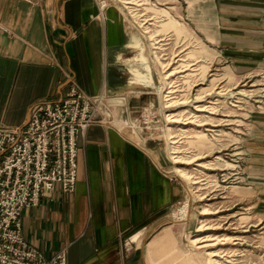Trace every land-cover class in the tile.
Segmentation results:
<instances>
[{"label":"crops","instance_id":"1","mask_svg":"<svg viewBox=\"0 0 264 264\" xmlns=\"http://www.w3.org/2000/svg\"><path fill=\"white\" fill-rule=\"evenodd\" d=\"M138 39L116 5L101 17L94 0H0L1 127L22 128L34 105L59 102L71 86L104 97L77 139L75 191L55 187L20 216L22 236L46 258L65 250L67 264L183 261L189 223L172 218L183 188L124 127L144 104L140 89L154 88L128 57Z\"/></svg>","mask_w":264,"mask_h":264},{"label":"rangeland","instance_id":"2","mask_svg":"<svg viewBox=\"0 0 264 264\" xmlns=\"http://www.w3.org/2000/svg\"><path fill=\"white\" fill-rule=\"evenodd\" d=\"M114 5L139 37L133 69L149 70L154 85L140 89L144 104L125 130L188 204L184 217L173 215L179 204L172 213L190 227L181 264H264V0Z\"/></svg>","mask_w":264,"mask_h":264},{"label":"built area","instance_id":"3","mask_svg":"<svg viewBox=\"0 0 264 264\" xmlns=\"http://www.w3.org/2000/svg\"><path fill=\"white\" fill-rule=\"evenodd\" d=\"M94 1L102 17L111 0ZM103 100L71 86L59 102L34 105L22 128L0 127V264H67L65 250L46 258L28 244L20 216L55 187L64 194L75 191L77 139L97 122Z\"/></svg>","mask_w":264,"mask_h":264},{"label":"bare ground","instance_id":"4","mask_svg":"<svg viewBox=\"0 0 264 264\" xmlns=\"http://www.w3.org/2000/svg\"><path fill=\"white\" fill-rule=\"evenodd\" d=\"M85 95V94H84ZM52 103V102H51ZM1 127V126H0ZM6 128V127H5ZM11 129V128H10ZM18 129V128H17ZM184 206L182 207V208H180V209H178V210H176L175 212L176 213H174L173 215L174 216H180V217H184V215L186 214H181L182 212H184L185 210H186V212H187V207H188V204H183Z\"/></svg>","mask_w":264,"mask_h":264}]
</instances>
